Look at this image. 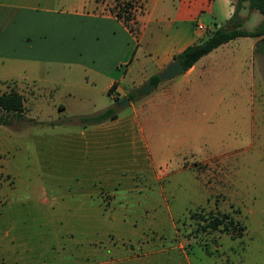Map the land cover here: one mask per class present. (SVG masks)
<instances>
[{
  "label": "rangeland",
  "instance_id": "374dc122",
  "mask_svg": "<svg viewBox=\"0 0 264 264\" xmlns=\"http://www.w3.org/2000/svg\"><path fill=\"white\" fill-rule=\"evenodd\" d=\"M240 15L246 29L261 18L247 6ZM252 40L212 50L189 99L165 110L155 101L165 79L139 93L144 75L95 148L78 116L111 102L101 80L88 86L65 64L0 62V92L16 89L24 105L23 118L0 123V264H264V49ZM217 211L237 230L195 231Z\"/></svg>",
  "mask_w": 264,
  "mask_h": 264
},
{
  "label": "crops",
  "instance_id": "0c3cea01",
  "mask_svg": "<svg viewBox=\"0 0 264 264\" xmlns=\"http://www.w3.org/2000/svg\"><path fill=\"white\" fill-rule=\"evenodd\" d=\"M114 1L0 0V62L65 64L90 74L85 80L88 86H94L99 79L102 89L110 88L107 93L111 102L100 108L103 109L115 98L127 95L144 75L161 71L175 54L202 38L200 32L211 28L201 20L204 14L215 18L229 16L232 11L229 0H138V6L133 8L138 28L133 35L111 12ZM196 23L203 28H197ZM253 42H249L250 47ZM210 52L180 71L179 79L168 77L157 84V107L164 109L170 103L175 106L179 94L184 102L189 99L193 88L190 77H202L200 74L207 72L213 59ZM125 76L129 83L126 85L121 82ZM31 86L36 90L32 101H42L37 87ZM57 107L61 109L63 104ZM122 118L116 111L113 119L80 122L79 133L86 145L95 148L101 134L119 128L116 124ZM121 125H126V120Z\"/></svg>",
  "mask_w": 264,
  "mask_h": 264
},
{
  "label": "trees",
  "instance_id": "16d2710c",
  "mask_svg": "<svg viewBox=\"0 0 264 264\" xmlns=\"http://www.w3.org/2000/svg\"><path fill=\"white\" fill-rule=\"evenodd\" d=\"M229 2L232 5V11L223 24H214L206 36L188 44L180 52L175 54V57H178L183 65V70L191 66L198 58L207 54L215 47L236 37H253L255 39L254 50L260 52L264 49V0H229ZM136 6H138V0H115L110 8L111 12L126 25L133 35H136L138 28L133 13V8ZM244 6L256 10L261 15V18L251 29H246L242 26L243 17L240 15V10ZM159 80L158 72L150 74L147 78V81L152 86H155ZM109 91L110 88L107 92ZM135 92H137V89L127 93L128 100L133 98ZM118 100L115 98L112 104L94 113L80 115L79 119L82 122L88 123L113 119L116 117L115 103ZM23 106V96L19 91L14 88L1 91L0 123L6 124L10 121L7 116L8 113L14 114L16 118H23ZM202 220L203 223L195 228L196 232L205 229H218L232 234L238 227L233 218L226 212L217 211L215 214L208 212L207 216L202 217Z\"/></svg>",
  "mask_w": 264,
  "mask_h": 264
},
{
  "label": "water",
  "instance_id": "95a60500",
  "mask_svg": "<svg viewBox=\"0 0 264 264\" xmlns=\"http://www.w3.org/2000/svg\"><path fill=\"white\" fill-rule=\"evenodd\" d=\"M183 70V65L181 64L178 57H174L165 67L161 69V71L158 72V76L160 79L168 78L170 76H173L177 74L178 72ZM152 88V85L145 81L142 83V85L138 88L139 93L146 92ZM127 102H129L126 95L122 96L116 103L115 106H123Z\"/></svg>",
  "mask_w": 264,
  "mask_h": 264
},
{
  "label": "built area",
  "instance_id": "2783aa9c",
  "mask_svg": "<svg viewBox=\"0 0 264 264\" xmlns=\"http://www.w3.org/2000/svg\"><path fill=\"white\" fill-rule=\"evenodd\" d=\"M196 27H197V28H200V29L203 28L202 25H201L200 23H196Z\"/></svg>",
  "mask_w": 264,
  "mask_h": 264
}]
</instances>
